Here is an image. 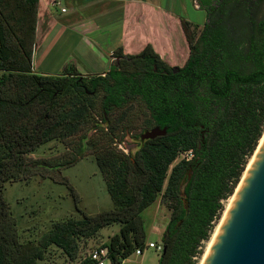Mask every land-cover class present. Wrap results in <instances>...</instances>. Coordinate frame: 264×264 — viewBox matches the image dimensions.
Here are the masks:
<instances>
[{"label": "trees", "instance_id": "trees-1", "mask_svg": "<svg viewBox=\"0 0 264 264\" xmlns=\"http://www.w3.org/2000/svg\"><path fill=\"white\" fill-rule=\"evenodd\" d=\"M39 1L0 0V264H41L51 246L76 260L79 238L114 224L120 232L103 246L114 260L128 258L145 247L142 215L163 191L173 204L159 264H198L264 135V0H196L207 20L195 43L182 21L190 56L181 68L148 45L138 55L118 49L108 73L86 76L75 66L60 75L34 71ZM101 91L105 107L140 99L150 124L168 128L167 136L134 158L108 139L96 144L113 208L56 223L38 244L22 243L6 186L40 171L31 156L43 145L90 127L88 92ZM188 151L194 157L171 168Z\"/></svg>", "mask_w": 264, "mask_h": 264}, {"label": "rangeland", "instance_id": "rangeland-1", "mask_svg": "<svg viewBox=\"0 0 264 264\" xmlns=\"http://www.w3.org/2000/svg\"><path fill=\"white\" fill-rule=\"evenodd\" d=\"M163 3L164 6L170 5L168 0H163ZM183 9L178 8V13L183 17L204 24L203 20L206 18L204 11H196L192 6ZM202 28V26L191 24L188 38L192 43H195ZM170 30L177 31L173 23L170 24ZM180 35L183 36L181 32ZM180 35L178 33L174 35L177 41ZM184 53L186 57L187 53L185 51ZM177 55L175 61H171L174 65L168 64L170 67L184 66V58L180 52ZM115 63L116 61L113 64ZM67 66H76V64L74 61H69ZM86 81L89 82V80ZM91 94L88 92V95ZM93 97L94 104L91 101L88 102L89 105L92 104L91 126L72 137H58L43 145L31 156L39 163L36 170L40 171L27 181L8 184L4 190V198L17 220L18 234L22 243H40L44 236L54 230L56 223L82 220L87 216H95L103 211L111 210L113 203L108 194L104 176L97 166L95 145L99 147L108 139L112 142L113 148L132 156L137 150L135 145L139 136L145 130L151 131L155 128L150 124V112L140 99H131L122 108L107 112V118H104L102 106L104 92H97ZM127 131L131 134L128 135ZM81 140L84 146L82 153L77 150ZM191 158L187 152L181 153L171 168L181 160ZM189 177L191 178V173ZM163 194L164 191L142 215L147 231L145 244L151 242L163 244L165 231L171 221L170 207L173 204L171 200L165 199ZM231 200L225 204L226 208ZM185 205L187 206L186 202ZM219 223L220 221L217 222L216 227ZM119 232L120 226L114 224L102 229L94 238H79V253H87L109 243ZM208 245L210 244H206L205 253ZM204 255L198 260V264L202 263ZM160 256L161 253L157 250L146 249L142 256L131 258L130 264H159ZM72 262L75 260H71L63 250L51 246L45 251V260L40 263L72 264Z\"/></svg>", "mask_w": 264, "mask_h": 264}, {"label": "crops", "instance_id": "crops-1", "mask_svg": "<svg viewBox=\"0 0 264 264\" xmlns=\"http://www.w3.org/2000/svg\"><path fill=\"white\" fill-rule=\"evenodd\" d=\"M168 4L164 6L163 0H40L34 71L60 75L74 61L83 75L103 73L117 60L118 49L138 55L148 45L167 64L180 52L185 65L190 48L182 21L203 27L207 17L201 24L178 13V8L189 6L202 12L196 0H168ZM171 23L177 31L170 30Z\"/></svg>", "mask_w": 264, "mask_h": 264}, {"label": "water", "instance_id": "water-1", "mask_svg": "<svg viewBox=\"0 0 264 264\" xmlns=\"http://www.w3.org/2000/svg\"><path fill=\"white\" fill-rule=\"evenodd\" d=\"M167 133L168 128L156 127L143 140ZM262 139L203 264H264V135Z\"/></svg>", "mask_w": 264, "mask_h": 264}, {"label": "built area", "instance_id": "built-area-1", "mask_svg": "<svg viewBox=\"0 0 264 264\" xmlns=\"http://www.w3.org/2000/svg\"><path fill=\"white\" fill-rule=\"evenodd\" d=\"M61 12L65 13L66 9L63 8ZM187 153L192 158L194 157L193 151H188ZM191 159H184V160L189 161ZM146 249H155L157 250V252L162 253L164 246L163 244L158 245L156 243L151 242L149 244H146L143 249H140V248L137 249L130 257L125 258V259H119V260L112 259L109 254V250L105 248L104 246H100L96 249L90 250L87 253H83V254L78 253V256L75 262H72V264H130L131 258L142 256L144 252L146 251Z\"/></svg>", "mask_w": 264, "mask_h": 264}, {"label": "flooded vegetation", "instance_id": "flooded-vegetation-1", "mask_svg": "<svg viewBox=\"0 0 264 264\" xmlns=\"http://www.w3.org/2000/svg\"><path fill=\"white\" fill-rule=\"evenodd\" d=\"M117 61L118 60H116V63H117ZM114 65V64H113ZM112 65V66H113ZM111 66V67H112ZM111 67H110V69H111ZM110 69L108 70V71H106V72H104V73H108L109 71H110ZM102 77H106V74H103L102 75ZM94 95H96V93L95 92H93L92 94H91V96H94ZM103 104H105V102L103 101ZM103 106V116H104V118H107V112H112L113 110H117V109H120V108H122V107H118L117 105H112V106H109V107H105L104 105H102ZM149 111V110H148ZM156 128V127H155ZM160 128V127H159ZM161 129H164V128H161ZM128 132V135L129 134H131V132H129V131H127ZM148 132H150V129H148V130H145V132L141 135V136H139V138H138V141H137V143H136V148H137V150H135L136 152H135V154H133L131 157H135L136 156V154L145 146V145H147V143H149L150 141H153V140H150V139H145V140H143V136L146 134V133H148ZM167 136V135H166ZM158 138H161V137H158ZM158 138H156V139H154V140H157ZM123 141H124V139H122ZM127 156H129V155H127Z\"/></svg>", "mask_w": 264, "mask_h": 264}, {"label": "bare ground", "instance_id": "bare-ground-1", "mask_svg": "<svg viewBox=\"0 0 264 264\" xmlns=\"http://www.w3.org/2000/svg\"><path fill=\"white\" fill-rule=\"evenodd\" d=\"M262 141H263V139L260 141V145H261ZM251 160H253V158H252ZM251 162H252V161H251ZM251 162H250V164H251ZM250 164L248 165V167L250 166ZM244 175H245V174H244ZM233 199H234V196L232 197L231 203L229 204V206H228L226 212L224 213L223 218H222V220H221V222H220V224H219V226H218V228H217V231H216V233L214 234V237H213L212 241L210 242V245H209V247H208V249H207V251H206V253H205V255H204L203 261L205 260V258H206V256H207V252H208V250L210 249V247L212 246V244H213V242H214V240H215V238H216V236H217V234H218V232H219L220 226H221L222 222L224 221V219H225V217H226V214H227V212H228V210H229V208H230V206H231V204H232V202H233ZM203 261H202L201 264H203Z\"/></svg>", "mask_w": 264, "mask_h": 264}]
</instances>
